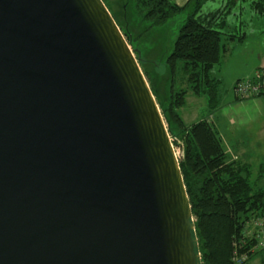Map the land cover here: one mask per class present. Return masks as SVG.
<instances>
[{
  "label": "water",
  "instance_id": "1",
  "mask_svg": "<svg viewBox=\"0 0 264 264\" xmlns=\"http://www.w3.org/2000/svg\"><path fill=\"white\" fill-rule=\"evenodd\" d=\"M178 157L101 0H0V264H199Z\"/></svg>",
  "mask_w": 264,
  "mask_h": 264
},
{
  "label": "trees",
  "instance_id": "2",
  "mask_svg": "<svg viewBox=\"0 0 264 264\" xmlns=\"http://www.w3.org/2000/svg\"><path fill=\"white\" fill-rule=\"evenodd\" d=\"M101 1L132 49L178 155L191 207L199 264H251L264 252V188L258 186L264 175V164L255 174L249 164L233 159L213 123L203 119L186 124L179 112L186 105L189 93L206 96L211 106L217 104L219 81L211 71L227 52L229 42H242L245 38L244 32H225L236 0H223L219 9L207 14L202 8L209 0H188L183 6L172 0H130L144 25L142 34L164 26L192 8L170 54L159 64L148 65L154 70L165 69L164 81L157 71L153 76L146 70L140 52L135 49L126 4L116 14L108 0ZM240 2L248 3L254 14L264 16V0ZM255 224L260 232L252 233Z\"/></svg>",
  "mask_w": 264,
  "mask_h": 264
},
{
  "label": "rangeland",
  "instance_id": "3",
  "mask_svg": "<svg viewBox=\"0 0 264 264\" xmlns=\"http://www.w3.org/2000/svg\"><path fill=\"white\" fill-rule=\"evenodd\" d=\"M236 2V6L232 8L227 18L225 32H244L246 40L242 44L229 42L227 52L211 71V75L219 81L217 104L211 106L206 96L196 97L189 93L186 105L179 112L186 124L203 119L213 123L227 150H231L230 148L235 150L236 147L233 143L238 137L242 144H245L246 149H242L240 155L244 156V160L251 165L256 174L257 169L261 164H264V154H261L262 151H260L261 153L256 152V148L248 143H253V134L256 128L263 130L259 141L264 142V98L236 100L232 87L237 80H250L257 71L264 70L258 69L264 62V16L254 14L248 3L240 2V0H236ZM108 4L112 12L116 14H120L122 4H126L130 32L135 39V49L140 52L146 70L153 76L157 71L164 81L167 77L165 69L158 67L157 70H154V67L150 68L148 65L159 64L160 60L170 54L178 32L192 8L186 9L164 26L142 34L144 25L135 14L130 0H108ZM222 4L223 0H209L203 6L202 12L204 14L213 12L219 9ZM140 34L142 35L138 39ZM258 186L264 188V175ZM260 260L261 256H257L252 264H260Z\"/></svg>",
  "mask_w": 264,
  "mask_h": 264
},
{
  "label": "crops",
  "instance_id": "4",
  "mask_svg": "<svg viewBox=\"0 0 264 264\" xmlns=\"http://www.w3.org/2000/svg\"><path fill=\"white\" fill-rule=\"evenodd\" d=\"M174 3H176L177 5H179V6H183L188 0H172ZM176 1V2H175ZM246 40V33H245V38H244V40L242 41V42H238V41H233V42H237V43H240V44H242L244 41ZM258 69H264V62L261 64V66H259V68ZM254 75V74H253ZM252 75V76H253ZM251 76V77H252ZM238 81V80H237ZM236 82V81H235ZM233 88V87H232ZM262 98H264V97H262ZM213 126H214V124H213ZM215 127V126H214ZM262 133H263V130L261 129H259V128H256L255 129V131H254V134H253V143L252 142H250V143H248V145H253L256 149H255V151L256 152H259V153H261L260 151H262V155L264 154V142L263 141H259L260 140V137L262 136ZM220 135V134H219ZM222 138V137H221ZM262 143V144H261ZM234 145H235V150H233V148H230L231 150H230V152H231V155H232V157H233V159H237V160H239V161H242V162H244V163H247V164H249L247 161H245L244 160V156H241L240 154L242 153V149H244V150H246L245 149V144H242V142H241V140L237 137V138H235V141H234V143H233ZM247 148V147H246ZM250 165V164H249ZM261 165H263V164H261ZM251 166V165H250ZM252 168V167H251ZM259 169V168H258ZM257 169V170H258ZM254 171V170H253ZM253 227H252V229H251V231H252V233L253 232H260L259 231V229L260 228H258V226H256V224L255 225H252ZM250 230V229H249ZM262 254H264V252L262 253ZM262 254H260L259 256H261V260H260V264H264V260H263V258H264V255H262ZM256 259V258H255ZM254 259V260H255ZM253 262V261H252ZM252 262H251V264H252Z\"/></svg>",
  "mask_w": 264,
  "mask_h": 264
},
{
  "label": "built area",
  "instance_id": "5",
  "mask_svg": "<svg viewBox=\"0 0 264 264\" xmlns=\"http://www.w3.org/2000/svg\"><path fill=\"white\" fill-rule=\"evenodd\" d=\"M233 92L238 99H251L264 95V70L257 71L250 80L237 82ZM260 246H263V242Z\"/></svg>",
  "mask_w": 264,
  "mask_h": 264
}]
</instances>
